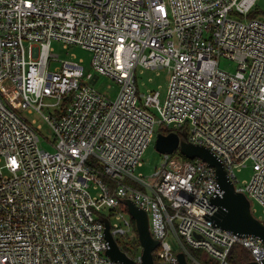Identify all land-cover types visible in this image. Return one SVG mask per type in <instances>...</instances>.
I'll return each mask as SVG.
<instances>
[{
	"label": "built area",
	"instance_id": "1",
	"mask_svg": "<svg viewBox=\"0 0 264 264\" xmlns=\"http://www.w3.org/2000/svg\"><path fill=\"white\" fill-rule=\"evenodd\" d=\"M256 2L0 0V264H122L106 254L100 218L120 247H132L139 237L124 199L147 212L158 264H179L169 234L193 264H234L235 246L264 264L261 239L211 220L221 194L214 167L174 151L149 178L135 174L158 127L186 129L221 160L252 212L254 203L264 210V18L249 16ZM54 41L89 51L94 74L82 60L59 59ZM140 67L168 70L163 101L156 90L142 102ZM101 76L119 85L114 100L96 89ZM25 112L51 127L53 152ZM249 162L251 179L238 186L235 171Z\"/></svg>",
	"mask_w": 264,
	"mask_h": 264
},
{
	"label": "water",
	"instance_id": "2",
	"mask_svg": "<svg viewBox=\"0 0 264 264\" xmlns=\"http://www.w3.org/2000/svg\"><path fill=\"white\" fill-rule=\"evenodd\" d=\"M95 79L92 83H95ZM156 149L163 153H173L179 149L180 153L190 160L201 159L216 171L217 182L221 194L212 199L217 206V211L211 220L228 231L243 236H254L264 243V222L256 218L251 209V201L245 193L237 191L234 182L228 176V172L221 160L208 148L194 144L188 140L187 130L181 132H159L155 140ZM128 212L135 221L139 241L142 246L141 261L129 256L115 240L110 222L106 217L100 219L105 223V234L108 242L106 254L114 261L122 264H157L154 258V250L159 246V240L155 239L149 228V217L145 210L136 206L130 199H124ZM179 264H189L184 252H178ZM244 264H258L256 261H248Z\"/></svg>",
	"mask_w": 264,
	"mask_h": 264
},
{
	"label": "rangeland",
	"instance_id": "3",
	"mask_svg": "<svg viewBox=\"0 0 264 264\" xmlns=\"http://www.w3.org/2000/svg\"><path fill=\"white\" fill-rule=\"evenodd\" d=\"M258 9L257 15H262L264 18V0H257L255 8L252 12ZM247 19V18H246ZM54 48V53L59 56L61 60H73V61H83V66L85 68V73L94 74V70L91 66L92 54L81 48L78 45H72L69 49L63 47L62 43L58 41H54L52 44ZM221 68L228 69L230 72H234L236 70L235 63H231L227 60L221 59L220 61ZM169 73L166 68H158V69H147V68H138L136 71V80L137 86L139 90V95L147 94L148 92H155L156 90L160 92V100L163 101L166 96V90L168 85ZM96 89L105 94L108 98L114 100L119 93V85L112 79L101 76L98 82L95 85ZM142 102L144 101L143 97ZM153 114L157 119L160 118L159 113L152 109ZM25 116L28 120L33 121L36 120V124H41L42 128L40 129V145L48 150L53 152L54 146L51 144L55 141V135L51 127L45 122V120L38 113H28L25 112ZM160 132L159 127L155 131L154 140L149 145L147 150L145 151L142 157V165L138 166L135 174L142 175L145 178H149L155 171V168L160 165L163 159V155L159 152L155 147V140L157 134ZM177 153H180L179 149L176 150ZM236 177L238 179L237 185H243L245 182H248L251 179L253 174V168L251 163H247L246 166L242 167L240 170H236ZM254 216L260 220H264V210L263 208L254 203L253 206ZM108 209H104V213L108 214ZM114 221V219H112ZM167 240L173 245L174 251L176 253L180 250V245L176 241V238L169 234ZM192 253L198 257L202 261H207L209 259H205L204 256L206 253L203 250L191 249ZM132 252L134 256H138L142 253V249L139 247L137 249L132 247Z\"/></svg>",
	"mask_w": 264,
	"mask_h": 264
},
{
	"label": "trees",
	"instance_id": "4",
	"mask_svg": "<svg viewBox=\"0 0 264 264\" xmlns=\"http://www.w3.org/2000/svg\"><path fill=\"white\" fill-rule=\"evenodd\" d=\"M257 12H253L251 13L249 16L250 17H254L256 16ZM162 131H167V130H164L162 129ZM179 155L183 158V159H188L187 157H185L184 155H182L181 153H179ZM195 159H193L192 161H194ZM132 223L134 225V227H136L135 225V221L133 220L132 218ZM127 244V243H126ZM132 247L137 249L140 247V244H139V241L138 239L133 241L132 243ZM132 247H128V245H125V244H121V248L122 250H124L129 256H131L132 258L136 257L133 255V252H132ZM198 258V257H197ZM199 259V258H198ZM234 264H244L248 261H251V256L248 254V252L246 250H244L242 247L240 246H235L232 251H231V254H230V258H229ZM200 260V259H199ZM155 261L156 263L158 264L156 258H155ZM204 262H207V261H204ZM189 264H193L190 260H189Z\"/></svg>",
	"mask_w": 264,
	"mask_h": 264
},
{
	"label": "flooded vegetation",
	"instance_id": "5",
	"mask_svg": "<svg viewBox=\"0 0 264 264\" xmlns=\"http://www.w3.org/2000/svg\"><path fill=\"white\" fill-rule=\"evenodd\" d=\"M160 132L165 133V134L167 133V131H162V130Z\"/></svg>",
	"mask_w": 264,
	"mask_h": 264
}]
</instances>
